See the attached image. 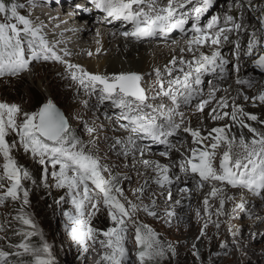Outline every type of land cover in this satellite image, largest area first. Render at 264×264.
Segmentation results:
<instances>
[{
	"label": "snow or ice",
	"instance_id": "snow-or-ice-1",
	"mask_svg": "<svg viewBox=\"0 0 264 264\" xmlns=\"http://www.w3.org/2000/svg\"><path fill=\"white\" fill-rule=\"evenodd\" d=\"M89 3L107 18L133 25V30L123 35L125 38L134 37L137 40L153 38L158 33L168 34L176 30L184 32L185 25L189 20H193L192 31L195 35L190 42L189 52H193V45L196 48L208 46L218 48L222 43L228 42V33H237L241 36L247 34L249 39L244 56L252 58L253 67L264 72V3L253 4V0H245L247 11L256 13L259 23V27L252 31L243 24V16L239 18V22L229 19L228 23L233 25L231 28L219 27L217 20L213 19L207 25V31H202L198 26L199 21L201 16L208 12L212 0H202V7L196 6L200 0H167L166 5L164 0H89ZM189 5L193 6L191 10L184 11ZM213 29H216L214 34ZM56 47L47 40L42 29L35 26L30 18L19 14L18 7L11 4L10 0L7 6L5 2H0V78L18 76L28 71L29 64L36 60H51L64 64L74 81H78L86 90H91L90 94L98 92L102 102H110L120 110L119 119L123 121L119 125L120 128L133 134L127 142L114 141L116 145L121 146V154L125 156L133 151L144 154V149L137 138L166 143L164 138L174 135L180 128L175 117L181 115L179 112L181 100L190 102L195 99L197 96L195 88L202 83V76L216 73L218 70L223 72L229 63L221 58L219 51L213 52L212 55L201 52L196 59L187 62L188 71L183 67L177 70L182 73L181 76L173 77V72L169 70L167 75L173 78L167 83L157 69V95L149 97L141 87L143 78L140 75L120 74L105 77L89 74L78 65L67 63L58 55ZM234 47L239 51L241 45L236 42ZM193 54L195 55L194 52ZM68 55L69 53L65 51L64 56ZM235 59L239 61L241 56L237 54ZM172 63L174 66L176 61ZM180 63L185 64L184 61ZM233 71L239 76V64L233 66ZM235 83L238 86L251 87V82L247 79L237 78ZM214 96L215 93L213 98ZM162 98L170 100L173 107L166 110L165 105L149 103L150 99L154 101ZM244 100L247 102L249 98L245 96ZM257 102L264 105V93L252 100V105L257 106ZM208 103H210L208 100L201 103L198 106L199 111L203 112ZM220 105L222 109L232 107V111H220L216 114L218 110L213 109L214 119H230L241 129L251 133L252 138L246 139L241 134V138L237 140L231 133V124L225 128L213 129L214 136H202L200 131L186 128L185 131L194 138L193 143L198 147L191 149L190 157L185 159L180 168L186 174L198 175L202 182L201 187L203 183L220 182L231 188L245 189L255 196H261L264 193V132L257 131L245 121L257 122L262 126L264 121L256 115L246 113L243 108L230 105L227 100H221ZM13 135L18 138L16 143H10L7 139ZM209 139L214 142L210 145L205 144ZM17 146L45 166V180L50 177L57 182V187L66 190L73 210L64 213L67 218L65 230L85 252L88 251L87 246L90 242L93 246L99 243L105 249L101 256L102 264H131L127 248V234L130 228H135L139 264H159L160 260L166 259L172 252L171 247H166L159 234L150 226L135 220L138 211L159 218V213L154 210L155 202L151 208L147 205L139 208L128 201L123 189L117 185L116 178L113 177L111 180L106 178L105 173H108L109 169L104 168L98 159L87 153L79 141L75 140L67 119L55 104L49 102L39 112L28 114L18 105L0 102V157L4 160L0 166L2 192L0 206L8 200L19 202L21 207L15 219L29 229L27 232H18L19 236L27 239L16 245H9L12 251L0 249V264H54L47 243L37 246L28 242L40 233L35 222L25 212L29 204V192L23 182L32 181L33 177L13 158L12 150ZM221 146H226L227 151L221 156L217 168L216 150ZM235 148H239L240 151L235 152ZM161 155L167 156V153L162 152ZM145 166L153 167L157 177L154 182L161 187L174 182L169 176L171 167L158 162L149 165L147 161ZM49 167L53 170L50 173ZM176 179L179 180V177ZM5 182L8 184L7 187L3 186ZM182 191L187 193L188 189ZM224 191L225 189L213 187L210 196L215 199ZM140 194H143V189L140 190ZM179 203L177 201L178 205ZM203 203L205 211L211 217L209 200L205 199ZM102 207L107 210L113 224L106 232H98L92 226V221ZM224 207L225 202L221 200L217 216L223 215ZM238 208L244 210L245 204L241 202ZM166 215L171 218L175 216V212L168 211ZM219 226L216 224V227ZM207 227L208 224L205 223L204 228ZM204 234L202 231L201 235ZM100 236L104 239H98ZM2 239L4 237L0 236V240ZM221 247L226 249L228 245L225 243ZM13 257L16 258L15 261Z\"/></svg>",
	"mask_w": 264,
	"mask_h": 264
},
{
	"label": "bare ground",
	"instance_id": "bare-ground-1",
	"mask_svg": "<svg viewBox=\"0 0 264 264\" xmlns=\"http://www.w3.org/2000/svg\"><path fill=\"white\" fill-rule=\"evenodd\" d=\"M46 1L45 5L41 2V5L44 6L40 7V10L29 12L27 17L32 21L35 20L36 22H39L38 25L41 29H48L50 36L47 39L52 41L53 44L57 46L55 50L58 55L64 56L65 51H67L69 53L67 56L69 59L67 60L70 64L78 65L84 70V72L93 75L113 77L120 74H140L143 78V84L149 85V97L157 95V69L160 70L161 77L164 79V82L167 83L169 79L182 75V73L177 71L178 69L183 67L185 68V71H188L186 66L187 62L196 59L201 52L206 55H212L213 52L219 51L221 58L229 62L228 65L225 66L223 72L218 70L216 73H209L202 76V83L195 88V91L197 92L195 99L190 102H184L181 100V106L179 109L181 115L175 117V120L180 125V128L174 135L167 139L168 143L169 141L171 144L173 143V148L170 145L168 146V143L167 147L164 148L158 146L157 143L152 144L153 142H149L147 145L145 144V141L137 138L140 146L144 149V154L141 155L139 152L133 151L129 155L125 156L121 154V146L119 147V145L112 142L111 144L114 148L119 147L117 149V154L124 157L115 158L116 154H114V157L112 154H106L105 159H112L111 165L115 166V168L112 170L109 168L107 169L113 172L112 178H116L117 185L124 188L123 191L127 193L125 194V197L128 201H131V203L135 205L138 203H146L150 208L152 207L153 202H155L154 210L161 212L160 215L162 223H153V225L155 224L158 227H162L163 232H161V241L166 247L170 246L172 249L173 245L178 243L173 249L177 250V254H180L182 249L180 243L187 239L194 238L198 234L201 235L202 231L205 234L201 235V240H205L207 235L205 228L202 227L201 223L203 220L207 219L208 212L205 211L203 201L208 199L209 210L211 213H215L220 208V201L224 200L225 207L222 209V216L225 223L222 227L224 233L226 235L231 233L234 240L228 259H234L235 261L240 259H255L257 262L264 261V241L260 242L261 238L257 237L254 243L250 242V237L253 236L252 233L257 232L255 231L257 225L264 223V208L260 207L261 198L259 196H255L251 192H247L245 194H240L237 199H233V190H229L226 185L222 184L219 186H221L222 189H225V191L213 199L210 196V193L212 192L213 187H215L216 182L203 183V186H207L204 189H201V186L199 185L202 182L200 181L198 175H196V179L193 181V184L174 188L175 185H183L184 182L188 183L186 181L187 178L185 177L186 173L179 168L181 163H184L185 159L190 157L191 149L198 147V145L193 143L194 138L185 131L186 128L190 127L193 130L200 131L202 136H214L215 133L213 132V129L225 128L231 124V133L236 136L237 140L241 138V134L246 139L252 138L251 133H249L246 129H241L238 124L233 123L230 119H214L215 114L212 111L207 113H211L209 118L205 115V117H199L197 120L198 116H195V114L201 112L198 108L201 103L206 100L210 101V103H208L204 108L203 112H206L207 109L211 108L216 98L223 93V96L219 97V103L213 107L218 110L216 114H219L220 111H232V107H229L228 109L221 108L220 101L227 100L230 105L234 104L237 108H243L246 113L256 115L261 121H264V105H260L258 102L257 106L254 107L252 105V99L264 93V72L261 76L256 74L255 78L257 80H250L251 87L244 85L238 86L235 83L237 78L244 79V77H247L248 70L246 69V66L249 68L251 62L253 61L251 58L245 59L244 45L241 46L239 51H237L234 47L236 42H239L240 44L242 43V37L246 34L241 36L237 33H228V42L222 43L218 48L215 46L196 48L193 45L194 55L193 52L188 51L190 42L193 38L190 30L187 34L188 36H162V34L158 33L156 35L157 37H165V39H160V41L154 42L151 38L143 40H137L134 37L125 38L123 35L124 32L127 28H133V25L128 24L125 21L107 18L104 13L97 11L96 8L89 3V1H78L82 7L86 8L84 12L87 13L85 14L76 9V6L64 8V0ZM54 2H57V5L52 7H48L46 4H52ZM164 3L166 5L167 0H164ZM239 3H241V0H212L210 8L220 11L224 16V19L226 16H230L232 20L239 22V18L243 16ZM198 5H203L202 0H200V3L196 6ZM190 6H188V9H185L184 11H189ZM192 7L193 6H191V8ZM48 9L52 10L47 12ZM87 9L91 12L88 13ZM69 12H71V14H75L76 17L70 14L68 15L67 13ZM48 15L50 17L49 21ZM62 16L63 18H61ZM245 16L249 18V22L251 24L256 21L255 17L251 14H246ZM73 19L79 21V23H73ZM200 20H202V18H200ZM98 21L99 26L96 27L95 24ZM228 21L226 24L222 23L221 26L224 25L227 28H231L233 25L228 23ZM81 22H86V24ZM245 22H243V24ZM258 27L259 25L257 24L254 28ZM203 31H207V28ZM215 31L216 30H213V33ZM169 40L175 41L170 44L167 42ZM89 53H91V55H89ZM237 54L241 56L239 61L235 59ZM173 61H176L174 66L172 63ZM180 61H184L185 64H181ZM237 64H239V66L241 65L239 76H237V74L233 71V66ZM40 67V73L42 74L41 82L43 84L50 76L51 68L53 67L48 63H43ZM169 70L173 72V77H169L167 75ZM62 71H64V69H62ZM149 77L151 79L150 81H147V78ZM209 77L214 78L210 88H208L207 91L202 90V85L208 82L207 79ZM229 79H231L230 84L228 82ZM224 82L228 83L224 84ZM252 82L254 84H252ZM65 84L66 88L60 90H54L50 84L51 86L48 87V93H70V102L75 109L73 113L76 118L84 126L83 128L93 125L97 126V128H99L97 130L98 133V131L104 127L102 121L104 117L106 119L108 110L106 108H102L99 102L89 95L91 90H86L85 87H82L79 83H74L73 81L70 82L65 80ZM213 93H215L214 98ZM245 96L249 98L247 102L244 100ZM149 103H153L157 106L165 105L166 110L173 107L171 101L166 98L154 101L150 99ZM119 117L120 110H117L116 114L113 113L110 115L109 118H114L113 121L110 120L108 122L110 123L109 125H112V129L115 121L119 119ZM207 119H209L208 121L210 122V125H207ZM245 122L251 124V126L256 128L257 131L264 132V126L260 123L247 120ZM205 127H208V129ZM118 129L119 132H106V135L100 136V138L106 139L109 137L114 138V140H123L127 142L130 137L128 134L129 132L124 131L120 127ZM213 142V140L209 139L205 141V144L210 145ZM97 147L98 145L94 143L93 145L87 147V149L91 152L93 150L98 152L99 150ZM100 147L101 149L108 148L110 150L111 145L108 146L105 143ZM225 151H227L226 146H221L216 150L215 162L217 168L219 167L220 158ZM234 151L239 152L240 149L235 148ZM162 152L167 153V156H162ZM132 158H134V161H131ZM146 161L149 165H154L158 162L162 165L171 167L172 171L169 173V176L174 182L166 184L163 187L155 183L154 181L157 179L156 173L153 167L145 166ZM123 177L125 178L122 180ZM177 177H179V180L176 179ZM185 188L188 189L187 193L182 191ZM141 189H143L142 195L140 194ZM169 196H171V200H169ZM177 201L180 202L179 205L177 204ZM241 202L245 204L246 209H257L258 213L262 214L260 215L262 217H257L253 221H243L240 225L237 227L234 226L233 228L230 226L231 221L229 218L230 216L232 217V206L233 204L238 206ZM182 205L185 207L188 205L190 206V212L187 216L190 221L185 225H179L177 221V217L179 215L177 209ZM168 211H174L175 216L171 218L167 217L166 213ZM197 213H199V215H197ZM135 220H143V216L140 212L135 214ZM207 232L210 234L212 233L210 229L207 230ZM128 240H132V237L127 236V248L129 252L130 248L128 247ZM134 246L136 247V253H138L139 249L137 248L135 241ZM104 251L105 250H103L101 246L91 248V250L89 249L86 252L84 257L81 259V262L83 264H90L92 259L101 260V256ZM132 261L136 264L138 263L137 258L133 257Z\"/></svg>",
	"mask_w": 264,
	"mask_h": 264
},
{
	"label": "rangeland",
	"instance_id": "rangeland-1",
	"mask_svg": "<svg viewBox=\"0 0 264 264\" xmlns=\"http://www.w3.org/2000/svg\"><path fill=\"white\" fill-rule=\"evenodd\" d=\"M56 1V0H54ZM82 0H64V8L73 6H76V9L83 12L84 14L87 12H84L86 10L85 7H82V5L79 4V2ZM85 2H88L89 0H83ZM41 2L45 5L46 0H15L14 5L18 7V11L20 15L28 16L29 12H32L34 10H40L42 6ZM35 3V4H34ZM48 7H52L54 5H57V2L54 3H46ZM50 4V5H48ZM190 6V5H189ZM192 6V5H191ZM190 6V10H191ZM202 7L203 5H198ZM52 9H48L47 12H50ZM88 10V9H87ZM91 12L88 10V13ZM68 15H72L76 17L75 14H71V12L67 13ZM101 15V14H100ZM99 15V16H100ZM221 15V16H220ZM98 16V17H99ZM71 17V16H70ZM63 18V16L61 17ZM202 20L199 21V27H201L202 31L207 28V25L213 20H217L219 27L227 28L224 25L221 26L222 23L226 24L229 19H231L230 16H226L224 19L223 14L220 11L214 10L209 8L208 12L204 13L201 16ZM50 17L48 15V21ZM100 19V18H99ZM71 21V20H70ZM225 21V22H224ZM73 23L78 22L77 20H72ZM35 26H38L39 22L33 21ZM49 23V22H48ZM84 23V22H81ZM86 24V22L84 23ZM96 27L99 26V21L95 24ZM202 25V26H200ZM193 27V20H189V23L185 25V31L180 32L179 30L173 31L168 34H162L164 35H179V36H188V32L190 30L191 34L194 36L195 33L192 31ZM133 28H127L125 32L132 31ZM216 30V29H213ZM124 32V33H125ZM43 35L48 38L50 36V32L48 29L43 28L42 29ZM214 34V33H213ZM154 41H160V39H165V37H153L151 38ZM183 39V38H182ZM49 41V39H47ZM166 41V40H163ZM175 40H169L168 43L172 44ZM245 42V39H242V42ZM53 44L52 41H49ZM243 46V45H241ZM66 62H68L67 59H69L67 56H61ZM43 63L51 64L53 68H51V74L47 78V80L42 84V74L40 73V66ZM69 63V62H68ZM241 66V65H240ZM248 66H246V69ZM251 68V64L248 71ZM64 69V71H62ZM130 74H137V73H130ZM81 75V73L77 74ZM140 75V74H137ZM141 76V75H140ZM150 77L147 78V81H150ZM214 78L209 77L207 79V83H204L202 85V90H208L210 88L212 81ZM248 79V77H247ZM65 80L73 81L74 83H79L78 81H74L71 78V75L69 71L66 69L64 64L55 62V61H43V60H36L32 61V63L29 64V69L26 72L21 73L18 76H5L0 78V102L7 103L9 105H18L20 106L25 113L28 114H35L39 112L43 105L45 103L52 102L53 104L58 105L60 108L64 110V113L68 119L69 127L72 133V136L75 138V140L79 141L80 145L84 147V150L93 155L96 159H98L102 166L104 168L113 169L115 166L111 165L112 159L108 158V160L105 159L106 154L110 155L112 154L114 157V154H116L115 158H120L124 156H119L117 154V149L120 147L114 148V146L111 144L112 142L116 141L114 138H106L102 139L100 136L106 135V132H119V125L123 123L120 119H117L114 123L113 129L111 128L112 125H109L108 123L110 120L113 121L114 118H109L111 114L117 113V110L110 102H102L99 98V93H91L89 94L91 97H93L96 101L99 102L100 106L102 108H106L108 110V115H106V119L104 117L103 119V125L104 127L98 131L99 128L97 126L93 125L87 128H83L84 126L81 124V122L76 118L74 115V107L72 106V103L70 102L71 94L70 93H48L49 88L51 87L54 90H60L65 89L66 84ZM257 80V79H255ZM250 81V80H248ZM254 81V80H253ZM229 84L231 83V79H229ZM228 82H224V84H227ZM51 84V85H50ZM228 84V85H229ZM252 84H254L252 82ZM141 87L144 88L145 92L148 95L149 92V85L143 84V81H141ZM48 90V91H47ZM63 92V91H62ZM224 92V91H223ZM223 96V93L219 95V97ZM219 97L216 98L215 102L211 106L210 109H207L206 112H199L198 114H195V116L199 117H210V114H207L208 112H213V107L217 103H219ZM66 98V99H65ZM253 98L252 100H254ZM228 109V108H227ZM115 117V116H114ZM206 120L207 125H210V122ZM82 125V127H81ZM119 126V127H118ZM206 128V127H205ZM208 129V127L206 128ZM91 130V131H90ZM130 137L133 136L131 132L128 133ZM169 137H165L166 143H159L156 141L146 140L142 139L147 143H157L158 146H161L162 148L167 147L168 139ZM8 141L10 143H16L17 137L16 136H9ZM108 142V143H107ZM98 145V152H95L93 150L92 152L87 149V147L93 145ZM107 144L108 146L111 145L110 150L107 149H101V145ZM148 145V144H147ZM171 146L173 148V143L171 144L170 141L168 143V146ZM150 146V145H149ZM13 158L17 161L18 165L23 167L25 170H27L30 175L33 177L32 181H25L23 182L24 187L28 190L29 196V204L27 205L25 212L30 215L31 219L35 222L37 225V230L40 233V235L31 238L28 242L39 246L41 243H47L51 250V257L54 260V264H83L81 262V259L84 257L86 252L83 250V248L78 245L70 236V234L65 230L67 227V218L64 215L66 212L72 211V206L69 197L67 196L66 190L59 188L56 186V181L51 179L50 177L45 180L44 179V167L43 165L39 164L38 161L28 154H26L22 148L17 146L12 150ZM114 158V159H115ZM131 161H134V158L131 159ZM168 161V160H166ZM181 162V161H180ZM4 163V160L2 157H0V166H2ZM179 164V163H178ZM183 164V163H181ZM181 169V168H179ZM182 170V169H181ZM53 171L50 167L48 168V172L50 173ZM183 171V170H182ZM105 176L107 179H112L113 172L109 171L108 173H105ZM185 177L187 178L186 182H184L183 185H175L174 188H179L181 186H189L193 184V181L196 179V175H193L191 173L185 174ZM198 177V176H197ZM125 177L122 178V180ZM201 185V184H200ZM199 185V186H200ZM222 183L216 182L215 187L221 188ZM4 187H7V182L4 183ZM207 186V185H206ZM206 186H202L201 189H204ZM229 190H233V198L237 199L240 194L247 193L249 191L241 188H231V186H227ZM122 189H124L122 187ZM235 190V191H234ZM2 194V192H0ZM127 194L124 192V195ZM261 204L260 207L264 208V193H262L261 196ZM146 203H138L137 206L139 208H143ZM21 207L19 202H13L11 200L5 201V203L0 206V236L4 237V239L0 240V249L10 252L12 251L11 248H9V245H16L18 243L23 242L27 237H21L18 235V232L24 231L27 232L29 229L23 225L22 223L18 222L15 217L19 215L18 209ZM184 208V209H183ZM177 211L179 212V215L177 217V221L179 225H185L187 224L190 219L187 218L189 212H190V206H180L178 207ZM141 213L143 216V220H138L137 222L140 224L148 225L150 226L156 233L159 234L160 239L162 240L161 232H163L162 227H158L157 225H153V223L161 224V212L159 213V218H153L151 216H148L143 211H138L137 213ZM262 214L258 213L257 209H244L241 210L238 208V206L233 204L232 206V217L228 216L230 218L231 224L230 226L234 228L240 225L243 221H253L257 217ZM207 219L203 220L201 225L204 228L205 223L208 224V227L205 229L206 232V239L201 240V235L198 234L196 237L187 239L180 243L182 246L181 253L177 254V250L173 249L177 246L178 243H175L172 248V252L168 254L166 259H162L159 261V264H264V261L257 262L255 259H240L238 261H235L234 259H228L229 254L232 249V245L234 244L233 237L231 233H228L226 235L224 233L222 225L225 223V220H223V216H217L216 212L212 213L211 217H209V214H207ZM217 216V217H216ZM227 217V218H228ZM157 220V221H156ZM216 224H219V227H216ZM92 226L98 230V232H106L111 227H113V224L111 223L109 219V215L107 210L101 208L100 213L95 217V219L92 221ZM211 230L212 233L210 234L207 232V230ZM257 232H253V236L250 237V242L254 243L256 241V238H261L260 242L264 241V223H260L257 225L256 230ZM259 231V232H258ZM134 234V235H131ZM128 237H132V240H128V247L130 248L129 254H130V262L131 264H136L132 261V258H137V253L135 251L136 247L134 246L135 241V228H130L128 234ZM98 239H104V237L100 236ZM227 244L228 247L222 248V244ZM100 246L99 243H96L94 246L89 243L88 250L94 247ZM102 248V247H101ZM103 249V248H102ZM105 250V249H103ZM93 252V251H92ZM195 253V254H194ZM15 257H13V260L15 261ZM90 264H102L101 260L98 259H92L90 261ZM139 264V261L138 263Z\"/></svg>",
	"mask_w": 264,
	"mask_h": 264
},
{
	"label": "clouds",
	"instance_id": "clouds-1",
	"mask_svg": "<svg viewBox=\"0 0 264 264\" xmlns=\"http://www.w3.org/2000/svg\"><path fill=\"white\" fill-rule=\"evenodd\" d=\"M252 59V58H251ZM248 69V68H247ZM256 74H258V75H262V73L260 72V70L259 69H257V68H255V67H253V61L251 62V68H250V70L248 71V74H247V77H248V79H247V77H244V79H247V80H255L256 78Z\"/></svg>",
	"mask_w": 264,
	"mask_h": 264
},
{
	"label": "water",
	"instance_id": "water-1",
	"mask_svg": "<svg viewBox=\"0 0 264 264\" xmlns=\"http://www.w3.org/2000/svg\"><path fill=\"white\" fill-rule=\"evenodd\" d=\"M47 103H45L44 105H43V107L46 105ZM56 105V104H55ZM42 107V108H43ZM56 107L58 108V110L60 111V112H62L63 114H64V116H65V118L67 119V117H66V115H65V113H64V110L62 109V108H60L58 105H56ZM67 121H68V119H67ZM69 123V122H68Z\"/></svg>",
	"mask_w": 264,
	"mask_h": 264
},
{
	"label": "trees",
	"instance_id": "trees-1",
	"mask_svg": "<svg viewBox=\"0 0 264 264\" xmlns=\"http://www.w3.org/2000/svg\"><path fill=\"white\" fill-rule=\"evenodd\" d=\"M0 2H5L6 3V6L8 5L9 3V0H0ZM11 4H14L15 3V0H10Z\"/></svg>",
	"mask_w": 264,
	"mask_h": 264
}]
</instances>
